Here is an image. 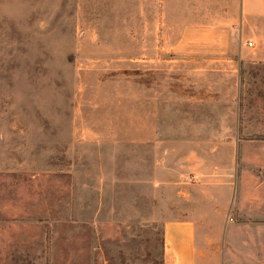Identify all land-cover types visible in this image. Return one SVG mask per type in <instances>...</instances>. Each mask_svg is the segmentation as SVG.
<instances>
[{"label":"rangeland","instance_id":"obj_1","mask_svg":"<svg viewBox=\"0 0 264 264\" xmlns=\"http://www.w3.org/2000/svg\"><path fill=\"white\" fill-rule=\"evenodd\" d=\"M218 3L0 0V264H162L167 222L209 253L264 223V29L212 56L186 38Z\"/></svg>","mask_w":264,"mask_h":264},{"label":"crops","instance_id":"obj_2","mask_svg":"<svg viewBox=\"0 0 264 264\" xmlns=\"http://www.w3.org/2000/svg\"><path fill=\"white\" fill-rule=\"evenodd\" d=\"M215 9L217 11L214 22L210 23L202 19L197 24H193L200 26V30L189 31V36L194 37L186 40H194L195 44L202 45L210 40V49H207L210 51L209 54L237 58L238 67L240 62L244 64L248 61V49L254 48L260 42L261 36L258 33L264 29V0H227L225 12L221 3H218ZM248 43H251V46H248ZM260 56L262 51L255 55V57ZM263 188L264 184L259 183L258 203L254 205L257 208H252L258 213V222H264ZM246 201L244 198L235 201L238 219L245 217ZM226 233V253H209L203 243L199 244L196 241V230L192 222H167L162 233V264H240L241 258L250 257L246 254L248 248L256 249L257 256L264 258V223L236 225ZM247 233L258 236L249 237L248 240ZM236 234H242V241L238 240ZM241 249L242 255L237 256L236 252ZM253 264H264V261L259 257Z\"/></svg>","mask_w":264,"mask_h":264},{"label":"built area","instance_id":"obj_3","mask_svg":"<svg viewBox=\"0 0 264 264\" xmlns=\"http://www.w3.org/2000/svg\"><path fill=\"white\" fill-rule=\"evenodd\" d=\"M248 46H251V43H248ZM231 220V219H230Z\"/></svg>","mask_w":264,"mask_h":264}]
</instances>
